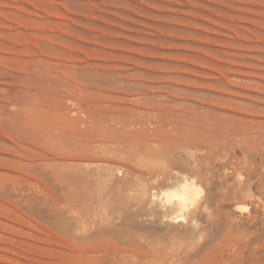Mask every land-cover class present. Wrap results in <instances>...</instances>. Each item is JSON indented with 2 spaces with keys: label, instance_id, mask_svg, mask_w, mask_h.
Instances as JSON below:
<instances>
[{
  "label": "rangeland",
  "instance_id": "rangeland-1",
  "mask_svg": "<svg viewBox=\"0 0 264 264\" xmlns=\"http://www.w3.org/2000/svg\"><path fill=\"white\" fill-rule=\"evenodd\" d=\"M58 111L113 117L127 152L55 158ZM176 172L206 190L186 222L149 207ZM246 189L264 200V0H0V264H264Z\"/></svg>",
  "mask_w": 264,
  "mask_h": 264
},
{
  "label": "bare ground",
  "instance_id": "bare-ground-1",
  "mask_svg": "<svg viewBox=\"0 0 264 264\" xmlns=\"http://www.w3.org/2000/svg\"><path fill=\"white\" fill-rule=\"evenodd\" d=\"M65 116H69L71 118L68 119L69 121L67 123L63 124L62 121L65 119ZM49 117L53 122L52 130L54 134L51 135L48 132V136H45L43 133H40L38 138L40 137V139L48 147V149L52 150L53 153H56L54 157L59 160H81L90 163L96 161H105V158H96V155H94L95 152L101 154H121L127 152L125 146H122L123 148H119L117 145H115V141L119 142L120 140L118 135L122 134V128L114 127L113 124L110 123V121L114 120L113 117H110L107 114H89L86 118H82L80 116H70L64 113L61 114V112L58 111L55 114L50 115ZM95 141H99V145L93 144ZM199 158L201 159V157ZM55 165L57 164L55 163ZM64 165L67 164L59 163V165L57 166ZM68 165H72V163H69ZM54 177L58 179L57 175H55ZM45 199H47V197H45ZM58 201L61 200L59 199ZM79 220L80 219L78 218V221ZM75 223L77 224V222ZM128 242H130V240ZM138 247L141 246L138 245Z\"/></svg>",
  "mask_w": 264,
  "mask_h": 264
},
{
  "label": "clouds",
  "instance_id": "clouds-1",
  "mask_svg": "<svg viewBox=\"0 0 264 264\" xmlns=\"http://www.w3.org/2000/svg\"><path fill=\"white\" fill-rule=\"evenodd\" d=\"M225 175H231V171L227 168L224 169ZM177 179L169 181L170 187L161 188L159 190L153 188L147 197L149 199V207L152 205H158L162 212L169 209L172 210L170 215H164L162 219L164 221H187L188 214L198 209L201 206V202L206 195L205 187L199 182L198 177L195 175H188L187 173L176 172ZM162 177H157L152 180V184H156ZM235 180L238 186H242L245 180L244 175L239 171L235 173ZM144 195V193H141ZM241 195L245 201H258L264 204V200L257 196L251 189L244 190ZM234 211L240 216L250 214L251 205L248 203H235L233 205ZM202 210L211 217V209L204 205ZM194 228H198L199 224L197 220H192Z\"/></svg>",
  "mask_w": 264,
  "mask_h": 264
}]
</instances>
